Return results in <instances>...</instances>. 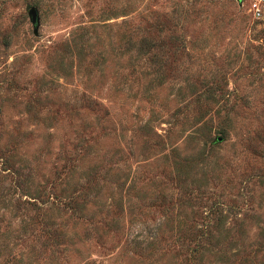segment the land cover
<instances>
[{"label": "rangeland", "instance_id": "rangeland-1", "mask_svg": "<svg viewBox=\"0 0 264 264\" xmlns=\"http://www.w3.org/2000/svg\"><path fill=\"white\" fill-rule=\"evenodd\" d=\"M253 1L0 0V264H264Z\"/></svg>", "mask_w": 264, "mask_h": 264}, {"label": "built area", "instance_id": "built-area-1", "mask_svg": "<svg viewBox=\"0 0 264 264\" xmlns=\"http://www.w3.org/2000/svg\"><path fill=\"white\" fill-rule=\"evenodd\" d=\"M264 4V0H254L251 3V10L253 12V14L256 17H260L262 14V5Z\"/></svg>", "mask_w": 264, "mask_h": 264}, {"label": "water", "instance_id": "water-1", "mask_svg": "<svg viewBox=\"0 0 264 264\" xmlns=\"http://www.w3.org/2000/svg\"><path fill=\"white\" fill-rule=\"evenodd\" d=\"M30 19L34 25H37V12L35 8H31L29 11Z\"/></svg>", "mask_w": 264, "mask_h": 264}, {"label": "trees", "instance_id": "trees-1", "mask_svg": "<svg viewBox=\"0 0 264 264\" xmlns=\"http://www.w3.org/2000/svg\"><path fill=\"white\" fill-rule=\"evenodd\" d=\"M79 39H80V40H83V39H84V35L79 36ZM81 46H82V45H81Z\"/></svg>", "mask_w": 264, "mask_h": 264}]
</instances>
